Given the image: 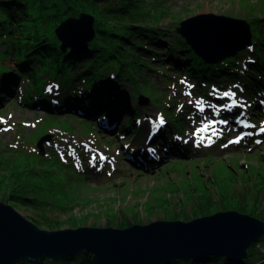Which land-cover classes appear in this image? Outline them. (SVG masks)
<instances>
[{
    "label": "rangeland",
    "instance_id": "374dc122",
    "mask_svg": "<svg viewBox=\"0 0 264 264\" xmlns=\"http://www.w3.org/2000/svg\"><path fill=\"white\" fill-rule=\"evenodd\" d=\"M154 1L158 7L155 13L161 14L159 7L168 12L162 15V30L168 29L173 18L181 20L199 13L222 14L244 19L247 23L253 15L264 19V0ZM157 45L158 51L162 52L164 66L168 68L158 67L159 72L163 71L161 74L156 72L157 67L146 69V74L155 85V93L166 100H161L164 104L163 108H159L151 100L140 105L137 96L142 92H136L133 99H128L140 109L142 123L136 138L131 128L125 129L122 114L128 116V111L122 104L118 109L119 119L96 113L99 123L95 124L88 118L79 121V116H49L37 109L38 113H35L34 109L16 103L14 99L6 102L5 96L1 97L0 149L3 154L0 163L12 159L20 170L40 167L41 170H38L44 171L45 179L51 176V181L58 180L59 185L53 187L43 178L30 181L39 187L47 184L50 195H57L54 189L61 190V183L71 175L72 181L61 191L62 196L71 193L68 205L58 200L65 209L55 212L57 209L54 207V212L47 215L49 219L58 221L60 227H72L70 224L74 227L105 226L107 216L118 212H137L141 223L162 219L171 208L170 199L172 202L181 199V204L188 202V206L196 200L198 203L202 199H210L215 201L213 207L221 210L218 205L224 203L223 195L239 191L257 193L258 203L264 207V184L260 188L251 185L256 178L264 181V131H261L264 128V85L260 89L254 88L250 95L241 88L240 95L232 97L227 89L211 87L206 89L205 97L199 96L201 92L192 91L194 84H189L188 78L181 75L177 66L170 64L172 61L164 52L169 44L163 41ZM261 53L264 56V47ZM1 62L6 69L13 70L12 59H2ZM123 90L125 94H130L127 84ZM226 92L229 95L226 96ZM254 99L257 106L252 105ZM226 100L231 105L226 104ZM167 108L171 109L179 123L178 127L172 128V136L169 132L175 142L170 141L176 148L166 147L167 150L163 151L167 142L162 141L154 144L156 152L153 146L146 144L154 142L157 130L165 125L160 123L159 117L170 115L165 112ZM243 122H249V126L245 137L240 138L239 134L244 130ZM127 124L131 125V121ZM47 134L50 138L42 142L44 152L40 154L36 144ZM237 140L239 142H235ZM135 151L141 153V157ZM32 154L43 158L44 164L34 162ZM131 159H135V163ZM63 163L74 167L75 171L86 172V176L79 173L80 177L76 178L75 173L70 174L72 168H66ZM16 209L31 218L30 210ZM128 218L132 220V217Z\"/></svg>",
    "mask_w": 264,
    "mask_h": 264
},
{
    "label": "trees",
    "instance_id": "16d2710c",
    "mask_svg": "<svg viewBox=\"0 0 264 264\" xmlns=\"http://www.w3.org/2000/svg\"><path fill=\"white\" fill-rule=\"evenodd\" d=\"M249 2L252 3H245ZM159 8L161 14L158 11L155 13L154 10H158V7L154 0H0V99L4 95L6 102L14 99L16 103L34 111L42 110L45 115L71 118L79 116V121L88 118L95 124L97 114H109L114 119H119L118 109L122 104L128 111V116L122 114L125 129L131 128V133L136 138L142 123L140 109L128 99H133L136 92H142L149 95L151 102L159 108H163L164 103L161 100H166L161 94L155 93V85L146 74L148 69L154 67H157L156 72L160 74L163 71L159 72L158 67L168 68L164 66L162 52L158 51L157 44L163 41L169 44V47L163 49L172 61L170 64L177 66L176 69L182 72L183 77L188 78L189 84H194L192 91L201 92L199 96L205 97L206 89L211 87L227 89L233 97L240 95L241 88L250 95L254 88L260 89L264 85V61L260 53L264 47V19L260 20V16L253 15V19L248 20L252 36L250 47L218 64H207L197 57L176 33L179 19L173 18V22L167 26L168 29H164L167 32L162 30L160 22L168 12L164 7ZM81 12L94 16V39L85 51H61L54 28L61 20L77 16ZM262 15L264 17V13ZM6 58L13 60L12 71L6 69L1 62ZM125 84L130 87V94L124 93ZM257 104L254 99L252 105ZM37 111L35 113H38ZM165 112L171 115L163 113L162 117L167 123L157 130L154 142L146 144L153 146L156 152L154 144L162 141L167 142L163 151L167 150L166 147L176 148L175 141L170 137L172 128L178 127L179 123L170 108ZM128 121H131V125L127 124ZM88 123L93 125L90 121ZM2 154L0 149V156ZM12 154L14 155L15 151ZM138 154L141 157V153ZM32 157L34 162L44 164L40 156ZM135 159H131L132 162L135 163ZM125 161L131 163L129 160ZM63 164L66 168H72H69L70 174L75 173L76 178L80 177L79 173L82 172L75 171V168L67 163ZM38 169L41 170L40 167L20 170V166L15 165L12 159L0 163V201L16 208L30 210L29 219L40 227L60 228L61 224L49 219L47 215L51 211L54 212V207L57 209L55 212L63 211L65 208L60 204L61 201L62 204L68 205L71 193L62 196L61 191L72 181L71 175L66 177V182L61 183V190L54 189V194L57 195H50L47 184L38 183L41 186L39 187L30 181L45 179L44 171ZM86 174L82 173L84 176ZM51 178L50 176L45 181L57 187L58 180L51 181ZM257 180L256 178L251 185L260 188L264 181ZM243 192L245 193L239 191L224 194V203L218 206L221 209L242 211L264 221V207L258 203V194L252 190L251 193ZM196 202L188 206V202L181 204V199L175 202L170 199L171 208L163 217L186 220L190 214L200 216L216 211V207H213L215 201L202 199ZM126 214L132 217V221ZM107 220L106 224H116L120 227L140 222L137 212L112 213L107 216ZM15 264L93 263L89 253L80 251L56 260L45 258L36 263L20 260ZM168 264H264V234L250 246L247 256L241 261L208 255L190 260L176 259Z\"/></svg>",
    "mask_w": 264,
    "mask_h": 264
},
{
    "label": "water",
    "instance_id": "95a60500",
    "mask_svg": "<svg viewBox=\"0 0 264 264\" xmlns=\"http://www.w3.org/2000/svg\"><path fill=\"white\" fill-rule=\"evenodd\" d=\"M175 31L207 64H218L251 45L249 24L222 14L187 16L178 21ZM95 33L94 16L85 12L61 20L54 28L61 51L73 53L85 51ZM137 98L140 105L151 99L144 93ZM49 138L47 134L38 140V153L43 154L42 142ZM262 234V219L234 209L125 227L105 223L47 229L0 201V264L56 260L80 251L89 253L93 264H168L208 255L241 261Z\"/></svg>",
    "mask_w": 264,
    "mask_h": 264
},
{
    "label": "snow or ice",
    "instance_id": "6c2138e0",
    "mask_svg": "<svg viewBox=\"0 0 264 264\" xmlns=\"http://www.w3.org/2000/svg\"><path fill=\"white\" fill-rule=\"evenodd\" d=\"M225 95L227 96V95H229V93L226 92ZM198 104H199V102H198ZM201 110H203V109L201 108ZM160 123H161V124L164 123L163 119L160 120ZM198 131H200V130H198ZM261 131H264V128H262ZM235 142H239V140H237V141H235ZM102 158H103V157H102ZM93 159H95V157H94Z\"/></svg>",
    "mask_w": 264,
    "mask_h": 264
},
{
    "label": "bare ground",
    "instance_id": "6f19581e",
    "mask_svg": "<svg viewBox=\"0 0 264 264\" xmlns=\"http://www.w3.org/2000/svg\"><path fill=\"white\" fill-rule=\"evenodd\" d=\"M260 53H261V52H260ZM261 56H262V60L264 61V57H263L262 53H261ZM263 94H264V92H263ZM223 103H224V102H223ZM225 103H226V104L228 103V105H231L230 102H229L228 100H226ZM105 119L107 120L108 118L105 117Z\"/></svg>",
    "mask_w": 264,
    "mask_h": 264
}]
</instances>
